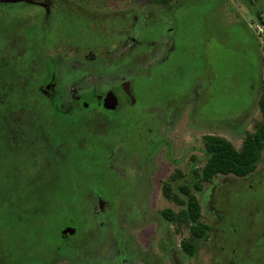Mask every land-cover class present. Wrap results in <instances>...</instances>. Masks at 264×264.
<instances>
[{
  "label": "rangeland",
  "instance_id": "374dc122",
  "mask_svg": "<svg viewBox=\"0 0 264 264\" xmlns=\"http://www.w3.org/2000/svg\"><path fill=\"white\" fill-rule=\"evenodd\" d=\"M82 1L81 14L96 22L165 26L128 70L147 74L160 64L153 80L134 86L149 109L143 116L130 110L111 116L121 133L98 138L83 160L89 170L72 173L86 191L71 198L77 209H43L32 222L18 218L20 207L7 219L0 212V264H235L239 251L259 257L250 243L264 217L257 209L264 208V150L248 176L218 175L199 190L190 186L207 237L194 240L190 224L162 212L183 209L172 185L187 168L191 175L202 169L206 136L240 149L262 122L264 0ZM160 139L169 143L154 149ZM92 191L101 193L92 198ZM67 228L75 232L63 234ZM184 242H194L193 255Z\"/></svg>",
  "mask_w": 264,
  "mask_h": 264
},
{
  "label": "flooded vegetation",
  "instance_id": "af4514ba",
  "mask_svg": "<svg viewBox=\"0 0 264 264\" xmlns=\"http://www.w3.org/2000/svg\"><path fill=\"white\" fill-rule=\"evenodd\" d=\"M80 4L81 0H0V147L23 187L38 175L39 185L46 184L48 174L65 159L63 138L51 137L61 127L59 117L83 113L111 117L123 110L143 116L149 109L142 106L134 86L153 80L160 64L147 74L133 75L128 70L131 63L143 59L165 26L156 22L139 29L118 20L96 22L81 14ZM156 141L154 149L169 143ZM51 149L57 154L51 155ZM109 157L107 153L105 165L110 169ZM143 169L146 180L150 179L148 166ZM191 177L187 168L174 181L172 188L178 195L191 193ZM81 180L78 175L72 182L74 195L86 192ZM100 193L88 194L93 198ZM72 205V210L77 209ZM259 222L262 229L250 243L259 257H241L239 251L235 264H264V217ZM238 243L233 247L237 249Z\"/></svg>",
  "mask_w": 264,
  "mask_h": 264
},
{
  "label": "trees",
  "instance_id": "16d2710c",
  "mask_svg": "<svg viewBox=\"0 0 264 264\" xmlns=\"http://www.w3.org/2000/svg\"><path fill=\"white\" fill-rule=\"evenodd\" d=\"M159 1L168 2L169 0ZM261 61L264 66V41ZM261 90L262 97L259 106L263 118L262 122L256 126L254 132L246 135L240 149H236L224 137L206 136L204 139L205 158L203 167L201 170L193 169L192 188L199 190L203 183H211L218 175L245 177L256 170L264 150V76L261 80ZM59 118L57 123H60L61 127L53 132L51 137L53 139L63 138L62 151L65 159L58 164L59 168L53 169V172L48 174L44 185H39L40 176L38 175L30 180L29 185L24 183L25 189L21 183L17 182L18 179H15L12 172V162L4 158L3 148L0 147V212L3 213V218L11 217L16 207H20L17 209L19 211L18 218L22 219L25 216L30 222L41 217L43 213L40 212L43 209L45 210L43 212H49L50 209L58 207L71 211L73 205L70 202L74 196L71 191L74 180L72 173L81 169L84 171L88 168L89 170L83 160L89 155L90 148L95 147L94 144L98 138L105 135L108 130L111 131L110 135L117 134L122 130L120 123L101 113H83L77 117L64 115ZM50 154H57L56 149L52 150ZM185 193L186 195L182 194L183 196L173 195L176 201L184 206L179 213L164 211L162 215L171 222L179 221L190 224L193 239H203L207 237L209 228L198 223L200 217L198 199L194 193ZM166 195L172 198L168 188ZM59 199L60 201H57ZM183 246L188 253L194 254V242H184Z\"/></svg>",
  "mask_w": 264,
  "mask_h": 264
},
{
  "label": "water",
  "instance_id": "95a60500",
  "mask_svg": "<svg viewBox=\"0 0 264 264\" xmlns=\"http://www.w3.org/2000/svg\"><path fill=\"white\" fill-rule=\"evenodd\" d=\"M75 230L74 229H71V228H67L63 231V234H67V233H74Z\"/></svg>",
  "mask_w": 264,
  "mask_h": 264
}]
</instances>
